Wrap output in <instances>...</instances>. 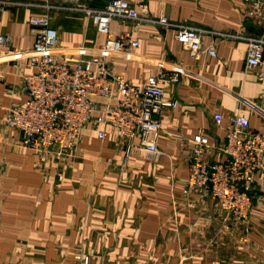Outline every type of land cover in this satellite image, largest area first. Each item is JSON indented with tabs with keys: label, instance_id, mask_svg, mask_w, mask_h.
Returning <instances> with one entry per match:
<instances>
[{
	"label": "crops",
	"instance_id": "crops-1",
	"mask_svg": "<svg viewBox=\"0 0 264 264\" xmlns=\"http://www.w3.org/2000/svg\"><path fill=\"white\" fill-rule=\"evenodd\" d=\"M3 1L0 34L11 35L12 41L0 46V264H83L84 256L88 264H264V167L254 174L245 224L233 221L207 195L182 193L194 135L203 132L215 144L204 153L208 163L223 158L219 147L230 117L244 115L250 128L264 135V85L245 66L247 43L204 34L201 46L213 45L215 56L202 52L192 59L174 38L176 28L112 19V35L124 32L139 42L135 51L107 59L112 73L139 84L155 73L160 58L185 69L179 82L165 85V96L177 99V105L160 115L161 156L151 161L138 148L121 167L128 140L113 133L99 140L89 123L68 155L52 159L22 147L21 135L5 123L8 108L26 98L22 74L33 71L23 61L15 67L9 53L31 48L35 35L27 19L46 14L26 4L68 5L73 0ZM106 1L90 0L89 5ZM132 4L173 23L264 35V0ZM49 23L62 51L78 46L93 51L104 43L105 35L82 13L51 12ZM91 100L93 116L98 115L105 101ZM215 114L222 117L219 123Z\"/></svg>",
	"mask_w": 264,
	"mask_h": 264
},
{
	"label": "built area",
	"instance_id": "built-area-1",
	"mask_svg": "<svg viewBox=\"0 0 264 264\" xmlns=\"http://www.w3.org/2000/svg\"><path fill=\"white\" fill-rule=\"evenodd\" d=\"M89 1L73 0L68 5L46 1L26 4L43 8L46 14L27 19L35 35L31 48L9 53L15 67L23 61L33 71L22 74L26 98L22 104L8 108L5 123L21 135L22 147L40 156L60 159L68 155L89 123L94 124L99 140H104L108 133L128 140L121 167L138 148L151 161L161 156L157 147L162 130L160 115L165 108L177 105V99L165 96V85L179 82L185 69L177 62L160 58L155 62V73L139 84L112 73L107 59L135 51L139 46L127 33L111 34L109 24L114 18L154 24L163 30L176 28L174 38L192 59H198L202 52L215 56L213 45L202 48L204 34L242 39L247 43L245 66L254 69L256 81L264 85V35L226 34L187 22L173 23L162 15L152 17L145 6L136 8L133 0H107L99 7L90 6ZM4 4L6 1L0 0V6ZM60 10L84 14L96 31L105 35L104 43L93 51L83 46L60 50L57 32L49 23L50 13ZM11 41V35L0 34V46H9ZM93 97L105 101L101 113L95 116ZM213 117L217 123L222 119L220 114ZM229 122L225 141L219 147L221 160L208 163L204 153L215 144L203 132L193 136L182 193L207 195L233 221L245 224L253 205L254 174L264 167V135L250 128L242 114L230 117ZM132 139L138 142L133 143ZM57 179H62L60 173ZM82 262L88 264V257H82Z\"/></svg>",
	"mask_w": 264,
	"mask_h": 264
}]
</instances>
